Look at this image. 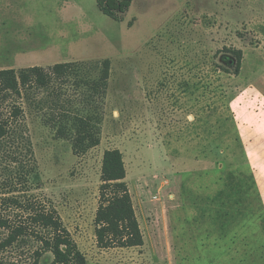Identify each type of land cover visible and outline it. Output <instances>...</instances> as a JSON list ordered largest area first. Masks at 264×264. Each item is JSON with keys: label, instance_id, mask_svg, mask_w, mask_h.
<instances>
[{"label": "rangeland", "instance_id": "1", "mask_svg": "<svg viewBox=\"0 0 264 264\" xmlns=\"http://www.w3.org/2000/svg\"><path fill=\"white\" fill-rule=\"evenodd\" d=\"M228 50L244 53L239 76L225 72L236 65ZM106 59L101 144L85 154L37 108L48 92L19 100L37 164L31 193L57 209L87 264H264V0H134L122 21L96 0H0V69ZM11 149L0 144L1 193L20 182ZM112 149L124 156L141 247L97 243ZM37 247L0 259L27 264Z\"/></svg>", "mask_w": 264, "mask_h": 264}, {"label": "trees", "instance_id": "2", "mask_svg": "<svg viewBox=\"0 0 264 264\" xmlns=\"http://www.w3.org/2000/svg\"><path fill=\"white\" fill-rule=\"evenodd\" d=\"M96 2L104 15L122 21L134 0ZM133 23L134 20L129 23L130 28ZM228 51L235 56L236 65L233 73L227 69L225 72L239 76L244 53L242 50ZM111 69V60L106 59L91 65L69 62L48 68L36 66L0 70V144L4 148H12L9 158L13 157L19 164L17 174L20 177V182L10 185L9 192H0L1 252L36 244L38 247L30 251L31 261L27 264H87L85 255L73 240L57 209L31 193L30 181L37 175V164L31 140L20 122L23 110L19 100L25 98L32 102L33 94L48 92L46 98L37 102V108L40 111L50 110L51 115L48 113L46 123L55 130L58 139L70 140L76 154H85L101 144L104 103ZM6 104L10 109L8 115L2 110ZM236 143V148L242 147L240 140L237 139ZM16 153H25L30 159L26 161L25 157L18 160L13 156ZM126 179L123 153L119 149L105 151L95 218L96 238L101 249L144 245ZM48 256L51 261L46 259ZM0 264L22 262L19 259H0Z\"/></svg>", "mask_w": 264, "mask_h": 264}, {"label": "crops", "instance_id": "3", "mask_svg": "<svg viewBox=\"0 0 264 264\" xmlns=\"http://www.w3.org/2000/svg\"><path fill=\"white\" fill-rule=\"evenodd\" d=\"M20 68L22 69V67H18V66L17 67H13V68L12 67L11 68H6V69H15V70H18ZM0 70H4V69H0Z\"/></svg>", "mask_w": 264, "mask_h": 264}]
</instances>
